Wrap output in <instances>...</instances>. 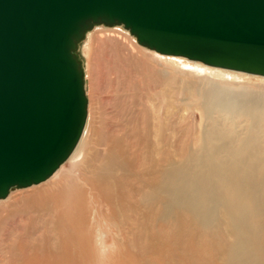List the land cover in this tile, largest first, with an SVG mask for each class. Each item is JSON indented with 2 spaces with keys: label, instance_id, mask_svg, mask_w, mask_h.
Masks as SVG:
<instances>
[{
  "label": "bare ground",
  "instance_id": "bare-ground-1",
  "mask_svg": "<svg viewBox=\"0 0 264 264\" xmlns=\"http://www.w3.org/2000/svg\"><path fill=\"white\" fill-rule=\"evenodd\" d=\"M192 64L233 78L184 84L206 124L194 145L175 160L159 124L143 156L116 143L98 153L85 149L88 120L51 176L0 199V224L22 217L7 232L0 225V264H264V93L229 90L248 74Z\"/></svg>",
  "mask_w": 264,
  "mask_h": 264
},
{
  "label": "water",
  "instance_id": "water-1",
  "mask_svg": "<svg viewBox=\"0 0 264 264\" xmlns=\"http://www.w3.org/2000/svg\"><path fill=\"white\" fill-rule=\"evenodd\" d=\"M100 25L163 56L264 77V0H0V199L74 150L87 117L78 45Z\"/></svg>",
  "mask_w": 264,
  "mask_h": 264
},
{
  "label": "rangeland",
  "instance_id": "rangeland-1",
  "mask_svg": "<svg viewBox=\"0 0 264 264\" xmlns=\"http://www.w3.org/2000/svg\"><path fill=\"white\" fill-rule=\"evenodd\" d=\"M86 34L77 51L87 98L85 127L90 121L85 149L102 153L106 144L116 143L130 154L143 156L146 137L157 140L162 124L177 160L206 126L194 91H185L184 84L195 89H208L214 83L229 87L226 81L233 78L196 73L192 61L184 58L174 64L158 60L121 26H95ZM233 82L232 92L264 93L262 77L238 75ZM21 218L7 216L0 224L3 233L21 226Z\"/></svg>",
  "mask_w": 264,
  "mask_h": 264
}]
</instances>
